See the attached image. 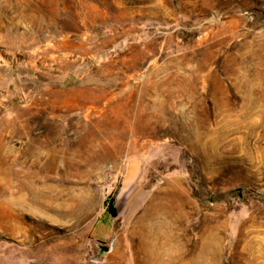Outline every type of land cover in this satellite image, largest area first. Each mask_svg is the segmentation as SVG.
<instances>
[{
	"label": "rangeland",
	"instance_id": "obj_1",
	"mask_svg": "<svg viewBox=\"0 0 264 264\" xmlns=\"http://www.w3.org/2000/svg\"><path fill=\"white\" fill-rule=\"evenodd\" d=\"M0 264H264V0H0Z\"/></svg>",
	"mask_w": 264,
	"mask_h": 264
},
{
	"label": "bare ground",
	"instance_id": "obj_2",
	"mask_svg": "<svg viewBox=\"0 0 264 264\" xmlns=\"http://www.w3.org/2000/svg\"><path fill=\"white\" fill-rule=\"evenodd\" d=\"M9 174V173H8ZM9 181V180H8ZM14 181V180H13ZM12 182V181H11ZM36 182H41L42 186L36 185ZM35 182L34 178L30 179L29 182L25 183L23 190L26 192V197L21 196L19 204L25 205L28 209L32 210L33 212H39V207L43 208L47 205V201L50 199H54L55 196L53 195V188L46 184V181L37 179ZM10 183V182H9ZM7 184V182H6ZM13 184V183H12ZM10 185V184H9ZM8 189L11 190V186H8ZM12 191V190H11ZM13 195V194H12ZM13 198V197H12ZM11 198V200H12ZM16 198V197H15ZM6 199H8L6 197ZM14 199V198H13ZM7 201V200H6ZM9 201V199H8ZM14 203V202H13ZM7 204V203H6ZM15 205V204H14ZM22 205V206H23ZM16 206V205H15ZM19 206V205H18ZM6 207V206H5ZM4 207V209H5ZM8 207L6 210H9L8 212H12V202H9ZM17 207V206H16ZM21 207V206H20ZM14 208V207H13ZM24 208V207H23ZM12 209V210H11ZM24 210V209H23ZM15 214V212L13 211ZM19 214V213H18ZM7 215V214H6ZM20 215V214H19ZM16 216V215H15ZM6 217V216H5ZM10 216H7L8 218ZM11 218V217H10ZM14 219V217H12ZM17 219V218H16ZM19 219V218H18ZM15 221V219H14ZM13 223V222H12ZM158 227V226H157ZM162 228V227H161ZM167 238V237H166ZM143 261V260H142Z\"/></svg>",
	"mask_w": 264,
	"mask_h": 264
},
{
	"label": "trees",
	"instance_id": "obj_3",
	"mask_svg": "<svg viewBox=\"0 0 264 264\" xmlns=\"http://www.w3.org/2000/svg\"><path fill=\"white\" fill-rule=\"evenodd\" d=\"M112 203V202H111ZM110 213L112 212V208L109 209Z\"/></svg>",
	"mask_w": 264,
	"mask_h": 264
}]
</instances>
